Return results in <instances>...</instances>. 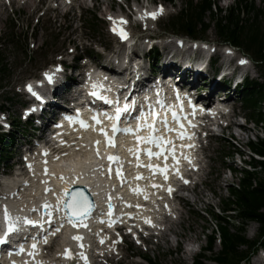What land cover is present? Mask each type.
<instances>
[{
    "label": "trees",
    "instance_id": "1",
    "mask_svg": "<svg viewBox=\"0 0 264 264\" xmlns=\"http://www.w3.org/2000/svg\"><path fill=\"white\" fill-rule=\"evenodd\" d=\"M249 7L251 8V6ZM224 20L226 21L225 27L220 34L233 40L235 31H230L231 28L236 27L237 30L239 29V19L238 15L235 14L234 8L226 12ZM260 28L261 25L258 27V32ZM250 30L254 32L252 38L256 39L258 33H256L252 27ZM224 32H226V34ZM244 93H247L250 99L249 104L254 115V122L257 126L261 124V127L264 129V113L262 112L264 110L262 106V104H264V89H246ZM248 148L252 152L264 156V140L258 139L256 143L249 142ZM252 165L254 168L255 166L260 168L261 173L264 174V163H256L252 160ZM263 181L264 179L259 173L243 170L237 178V183L227 187L228 197L220 201L221 210L227 211L238 207L241 210L240 215L242 221L258 220L264 224V214L261 211L264 207V192L262 191ZM210 213L212 216L214 215L212 211ZM223 238L228 245H235L241 241L240 237L231 235L228 231L223 234Z\"/></svg>",
    "mask_w": 264,
    "mask_h": 264
},
{
    "label": "rangeland",
    "instance_id": "2",
    "mask_svg": "<svg viewBox=\"0 0 264 264\" xmlns=\"http://www.w3.org/2000/svg\"><path fill=\"white\" fill-rule=\"evenodd\" d=\"M262 1V0H261ZM228 0H222L220 5L222 7H226L228 4ZM4 21H0V28H2ZM252 128V125H247L246 129L248 131H239L233 130L229 134L232 135L237 142V145L241 146L245 144L249 139L254 138L256 131H249ZM228 136V134H225ZM261 135V134H260ZM243 151H245L243 149ZM246 152V151H245ZM247 159V157H244ZM244 158H239L234 156L233 164L234 167L239 168V160L243 161ZM218 168V166H216ZM235 182L234 177H232L229 172L225 171L223 177L220 180V183H216L215 186L210 184V190L204 189L200 190V193L197 191L194 195L188 194L187 199L190 202L191 210L194 212H202L208 205L216 207L218 205V198H223L226 195L225 186L227 184ZM182 224H178L174 227L173 233H171L166 241V244H162L158 253L153 251L151 256H157L160 259L161 264H190L191 257H195V248L198 246H202L204 244L205 238L203 236V232L205 231V225L208 226V232L210 227L213 228V225L204 220H199L195 214H188L185 216L183 214ZM210 226V227H209ZM250 229L253 228L254 225H250ZM207 233V232H206ZM175 242L180 244L181 253L179 256H167V252H171L174 249ZM193 244V250L190 251V245ZM219 248L215 246V251ZM209 264V263H207Z\"/></svg>",
    "mask_w": 264,
    "mask_h": 264
},
{
    "label": "snow or ice",
    "instance_id": "3",
    "mask_svg": "<svg viewBox=\"0 0 264 264\" xmlns=\"http://www.w3.org/2000/svg\"><path fill=\"white\" fill-rule=\"evenodd\" d=\"M163 12V8L161 7L158 11L156 12H151V13H145V16H151L152 19H155L158 15L162 14ZM143 18V17H142ZM111 19V18H110ZM126 23V21H124ZM115 31V29H113ZM121 37L126 39L127 38V34L124 32L120 33ZM246 61H241V63H245ZM49 80H51V77H49ZM29 90H31V86H29ZM93 95H96L95 92L92 93ZM128 111V105H125V107L123 109H121L120 107L116 108V113L114 117H109V119H114L116 121L120 120L121 117V113L122 112H126ZM175 115V114H174ZM97 123H100V121L97 119ZM164 125L167 126V121L164 120L163 121ZM81 124L83 125V121H81ZM149 127L152 129L153 133L156 132V128L155 125H149ZM140 129H136L135 131H139ZM169 131H172V129H168ZM103 131V129L101 130ZM112 131H113V137L115 136V133L118 131H122L125 134H129V133H133L134 130L130 129V128H125V129H119L118 125L116 123H114L112 125ZM105 136H107V133H104ZM138 142H144L142 137L137 136L136 137ZM162 137L158 138L155 135L151 136L148 139V143H155L157 145V147H160V143L162 141ZM168 143V142H165ZM97 144H99V142H97ZM108 144L116 147V143L114 138H108ZM129 151H131V149H129ZM97 155H99V150L97 149ZM149 156H152L153 153L151 151L148 152ZM108 160L111 162H118L120 160V157H118L117 155H110L108 157ZM148 167H152L151 165H148ZM162 172H166L167 169H161ZM116 175H121V169L118 167L116 169ZM142 177H137V179H141ZM165 179H167V175H165ZM185 183H187V181H185ZM169 193H171L172 189L169 188L168 189ZM67 194L66 190L63 194L57 195V204L54 207V210H58V211H65V215L68 217L69 222L72 221V217L76 216V217H83L86 215H90L91 212L93 211V205L88 201V199L83 196L80 193H73L71 198L69 200H65L64 196ZM43 207L45 209H49L50 205L45 202V204L43 205ZM33 211H35V209H33ZM70 213V214H69ZM111 214V213H109ZM47 215L51 216V212H48ZM4 219H5V223H6V230L4 232L3 236H0V244H3L6 242L7 237L12 234V233H18L20 231L21 228V224L24 225H32V226H36L38 224V221H34L28 217H24L23 220H21L20 217H12L10 215V213L7 210V207L5 206L4 208ZM83 221L81 220V223ZM147 223H151L150 220H146ZM76 240H80L82 239L81 237L77 236V237H73ZM45 243H47V239L45 238ZM37 247V245L35 243L32 244V248L35 249ZM20 251L23 252L24 249L21 247ZM30 255L32 253H29ZM65 256L68 259H72L73 253L70 250H65ZM81 256L83 257V253H81ZM85 259V262L87 264V258L83 257Z\"/></svg>",
    "mask_w": 264,
    "mask_h": 264
}]
</instances>
